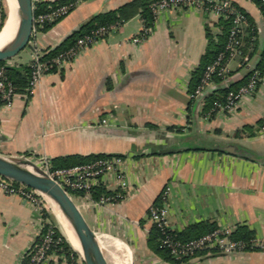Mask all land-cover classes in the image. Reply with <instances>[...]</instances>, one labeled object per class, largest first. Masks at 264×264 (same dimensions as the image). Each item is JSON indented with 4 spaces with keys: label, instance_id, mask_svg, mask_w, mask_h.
I'll list each match as a JSON object with an SVG mask.
<instances>
[{
    "label": "crops",
    "instance_id": "1",
    "mask_svg": "<svg viewBox=\"0 0 264 264\" xmlns=\"http://www.w3.org/2000/svg\"><path fill=\"white\" fill-rule=\"evenodd\" d=\"M73 1L69 14L48 29L34 30L28 59L15 56L14 66L29 64L93 15L130 0ZM232 2L258 28V47L248 55V64L240 59L228 62L232 83H244L250 66H258L261 59L264 18L254 0ZM217 20L196 6L174 7L155 16L143 41L133 42L145 26L137 14L44 74L30 96L17 93L10 105H0L4 156L51 160L73 154H122L128 187L121 189L115 175L96 187L122 190L123 198L101 202L103 196L95 200L93 192L72 195L109 264H174L147 244L153 226L149 208L166 186L171 190L168 222L174 231L201 221L232 231L247 225L254 239L264 241V82L234 112L225 113L205 109L206 92L192 98L188 90L208 43L207 26L214 30ZM259 124L253 137L236 135L245 125ZM40 224L32 204L0 188V264H20ZM185 264H264V248L241 254L206 252Z\"/></svg>",
    "mask_w": 264,
    "mask_h": 264
},
{
    "label": "built area",
    "instance_id": "2",
    "mask_svg": "<svg viewBox=\"0 0 264 264\" xmlns=\"http://www.w3.org/2000/svg\"><path fill=\"white\" fill-rule=\"evenodd\" d=\"M40 1H56V3L50 11L40 13L37 16L34 15L33 32L37 27H43L47 22H53L63 18L69 14L76 4V1L73 0L65 2H58V0H32L33 7L35 2ZM262 2L264 3V0H262ZM184 6H196L206 15L215 14L217 19L221 17L227 18L229 16L232 18V26L225 49L206 67L201 83L191 96L197 97L203 95L211 85L216 83L213 79L214 75L221 78L220 83L222 86L228 87L232 83V77L228 66L229 60L240 59L245 64H248L249 61L248 54L244 51L243 47V31L245 26L248 25L246 13L234 4L232 0H208L206 3L204 0H159L152 4V10L153 14L157 16L161 11ZM117 26L118 24L101 26L92 31V33L79 37L73 46L61 51L50 59H41L43 54L34 55L33 60L29 63L31 66V75L29 79L30 92L32 93L34 91L40 83L42 76L50 72L54 66L59 68L71 61L81 50L98 42ZM255 28H257V26H255ZM151 31L152 27L145 25L140 34L132 38V41H143ZM213 31L215 33L221 32V28L215 25ZM6 65H15V63L9 62L6 63ZM6 65L0 67V95L4 100V104L10 105L17 93L6 74ZM263 82L264 70H260L255 65L250 66V73L247 81L236 89H230L223 100H216L213 110L223 113L234 112L241 101L251 96ZM122 163V156L112 155L99 157L89 162L69 167H53L52 161L44 156L43 162L39 167L58 181L67 191L72 190L90 196L101 181L112 175L116 176L118 185L121 189L125 190L126 187H128V180L122 172ZM0 188L8 194L22 196L32 204L40 214H43L42 203L45 196L37 189L2 175H0ZM170 196V187L166 186L160 194V203H153L150 206L149 218L152 220L153 224H156L162 231V244L169 248L174 258L181 261L180 264H185L184 258L190 260L197 257V252L201 250L211 252L213 249H216L218 252L238 254L245 251V243L241 240H234L231 237L232 230L229 228H216L211 232L187 241L179 239L168 222ZM123 197V193H117L114 197L103 196L101 202H111ZM58 242H60V238H55V230L52 224L50 225L42 218L38 235L27 248L20 264L58 263L61 258L60 256L63 254L59 252L57 248ZM253 244L264 248V241L258 242L256 239H253ZM66 264L72 263L66 262Z\"/></svg>",
    "mask_w": 264,
    "mask_h": 264
},
{
    "label": "trees",
    "instance_id": "3",
    "mask_svg": "<svg viewBox=\"0 0 264 264\" xmlns=\"http://www.w3.org/2000/svg\"><path fill=\"white\" fill-rule=\"evenodd\" d=\"M66 0H58V2H65ZM159 0H130L116 8L110 9L108 11L99 12L93 15L88 21L83 23L77 30H75L65 41H63L58 46L46 51L41 59H50L53 56L57 55L61 51L68 49L73 46L79 37L92 33V31L96 30L101 26H110L113 24L122 23L135 15L139 14L143 21L144 25L152 27L155 15L153 14L152 4ZM205 3L208 0H204ZM260 7L263 18H264V3L262 0H254ZM55 2L50 1H40L34 3V15H38L40 13L48 12L55 5ZM234 3V2H233ZM235 4V3H234ZM237 5V4H236ZM238 6V5H237ZM240 7V6H238ZM241 8V7H240ZM242 9V8H241ZM243 10V9H242ZM248 17V25L245 26L243 31V43H244V51L250 56L253 51L258 47V29L255 28V23L249 16V14L243 10ZM8 12L4 9L2 11L1 23L2 26L5 24L7 19ZM59 20V19H58ZM58 20L53 22H47L42 27L43 29H48L52 25H54ZM216 26L221 28V32L215 33L210 26H207L206 33L208 38V43L205 49V52L202 54L198 65L193 69L191 78L189 81L188 90L190 94H193L197 88V86L201 83L202 76L206 70V67L211 64L218 54L225 49L226 42L228 40V36L230 33V29L232 26V18L231 16L227 18H219L215 23ZM5 63V60L0 61V66ZM260 70H264V48L261 54L260 62L257 66ZM57 68L54 66L51 71L56 70ZM6 74L8 79L11 81L14 86V90L16 93L25 94L27 96L31 95L29 90V79L31 75V66L27 63H21L16 66L6 65ZM214 81L219 84V86L210 92L206 91V110H213L215 107L216 100H223L226 93L230 89L238 88L243 82L240 83H231L228 87L222 86L220 84L221 78L214 75ZM205 93V94H206ZM192 98H195L191 96ZM4 103L0 95V105ZM216 112V110H213ZM260 129V124L258 126L255 125H245L241 129H238L236 135L239 137H253L255 136ZM122 156V154H111V153H96L90 154L87 156L73 154V155H65V156H57L51 159L53 167H69L76 164H82L89 162L93 159L99 157H107V156ZM69 193L74 195L78 192L69 190ZM80 193V192H79ZM117 193H122L121 190H108L104 185H100L95 187L93 190V198L95 200L100 199L101 196H111L114 197ZM120 199V198H118ZM160 196L154 203H160ZM51 225V223H50ZM55 230V238H60V242L57 243V248L59 252L77 256V251L73 249V247L69 244V242L64 238V236L59 231L56 225H53ZM218 228L215 223L209 221H201L197 224L190 225L182 232H176L178 238L182 241H187L196 237H199L203 234L211 232ZM231 237L234 240H241L245 243L244 250H254L258 249V246L253 244V239L255 237V232L250 229L247 225H239L237 228L232 231ZM163 234L159 227L156 224H153L150 233L147 238V244L152 249L154 253L159 255L166 261L172 262L174 264H180L181 261L177 260L173 257L168 247L162 244ZM211 252H218L216 249H213ZM206 253L205 250H201L197 252V255H202ZM71 258V257H70ZM69 258V259H70ZM185 262L188 261L187 258H184ZM71 263V260H70Z\"/></svg>",
    "mask_w": 264,
    "mask_h": 264
},
{
    "label": "water",
    "instance_id": "4",
    "mask_svg": "<svg viewBox=\"0 0 264 264\" xmlns=\"http://www.w3.org/2000/svg\"><path fill=\"white\" fill-rule=\"evenodd\" d=\"M16 3L19 15L16 33L9 43L0 48V61L16 56L29 44L33 33L32 0H16ZM227 148L233 150L234 147ZM0 175L37 189L58 206L81 245L85 264H109L95 231L85 219L72 195L47 172L23 155L0 154Z\"/></svg>",
    "mask_w": 264,
    "mask_h": 264
},
{
    "label": "rangeland",
    "instance_id": "5",
    "mask_svg": "<svg viewBox=\"0 0 264 264\" xmlns=\"http://www.w3.org/2000/svg\"><path fill=\"white\" fill-rule=\"evenodd\" d=\"M9 5L7 4V0H0V31L1 29L3 28L2 26V23H1V18H2V11L5 9L7 12L9 11ZM8 17V16H7ZM6 22V21H5ZM27 46L21 50L16 56H19L22 60H26L28 59V54H27ZM15 57V56H14ZM13 57L9 58V59H6L5 60V63L3 65H6V63H9V62H14L12 60ZM28 64V63H27ZM1 65V66H3ZM0 66V67H1ZM11 66V65H10ZM14 66V65H12ZM25 158L31 160L32 162H34L35 164H37L38 166L43 162V157L41 156H32V155H29V154H22ZM21 156V155H20ZM69 191V190H68ZM72 195V194H71ZM44 199H43V214H40L41 216V219L44 218L46 220V222H48L49 224H53V225H56L59 229V231L61 232V234L64 236V238L69 242V244L73 247V249L75 251H77V256H73V255H70L68 254L67 251H65V253H63L60 257V260L58 261V263H64L66 264V262H70L71 260V263L72 264H85L84 260H83V256H82V253L79 252L75 247L74 245L72 244V242L69 240V236L66 232V230L64 229L63 225L61 224L56 212L54 211V208H53V204H52V201L46 196L44 195ZM71 257V258H70ZM70 258V259H69ZM54 264H58V263H55L53 262Z\"/></svg>",
    "mask_w": 264,
    "mask_h": 264
},
{
    "label": "bare ground",
    "instance_id": "6",
    "mask_svg": "<svg viewBox=\"0 0 264 264\" xmlns=\"http://www.w3.org/2000/svg\"><path fill=\"white\" fill-rule=\"evenodd\" d=\"M7 4L9 5L8 17L4 24V27L0 31V48L9 43L16 33V26L19 21L18 15V8L16 0H7ZM50 199V198H49ZM51 200V199H50ZM52 201V200H51ZM52 206L54 211L56 212L61 224L63 225L64 229L66 230L69 240L72 242L74 247L79 251L82 252V248L80 243L78 242L70 223L66 220V218L60 212L58 206L52 201ZM101 242V241H100ZM119 242V241H117ZM118 245V244H117ZM124 252V251H123ZM118 255V254H117ZM119 257V255H118Z\"/></svg>",
    "mask_w": 264,
    "mask_h": 264
}]
</instances>
